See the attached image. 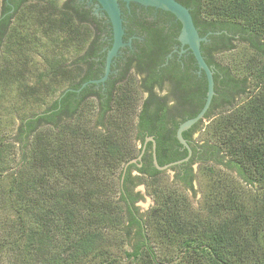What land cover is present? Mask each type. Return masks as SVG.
Masks as SVG:
<instances>
[{"label": "trees", "instance_id": "16d2710c", "mask_svg": "<svg viewBox=\"0 0 264 264\" xmlns=\"http://www.w3.org/2000/svg\"><path fill=\"white\" fill-rule=\"evenodd\" d=\"M26 1L2 0L0 48H7L8 53L21 52L20 39L34 45L28 37H13L19 28L11 29ZM180 3L189 9L201 37L212 33L201 52L216 69L215 96L204 116L209 120L204 129L207 138L198 144L189 141L202 121L184 132L191 158L170 169L184 190L193 191L196 173L191 165L207 167L204 215L191 212L189 202L169 185L156 187V177L162 172L153 165L152 153L141 170L154 187L155 205L146 216L132 207L137 198L126 193L127 175L122 178L124 166L139 153L135 143L147 133L155 135L159 166L187 156L176 139V129L204 105L205 78L196 90L182 76L165 83L167 96L176 99V105L194 100L195 109L176 113V119L169 111L168 97L155 94L153 83L143 79L139 83L134 73L117 80L105 104L89 90L93 86H86L80 94L70 91L92 78L84 77L90 56L86 45L94 38L92 27L76 15V0L60 4L58 0H32L22 24L36 26L50 37L54 50L37 83L25 85L22 98L33 96L39 102L35 95L42 83L45 94L40 100L53 96L56 86L50 83L54 79L68 87L44 111L23 118L10 142L0 133V186H6L0 187V255L7 264H264V0ZM235 42L243 43L245 49L241 78L214 57L234 50ZM70 53L76 57L66 64L65 56ZM6 57L0 60L3 85L23 79ZM157 80L155 84L163 89L164 81ZM144 92L149 94L146 99ZM238 97L242 98L239 104ZM83 113L87 122L81 123ZM15 146L17 151H13ZM148 147L151 150V143ZM160 150L169 156L160 158ZM13 152L18 153V162ZM208 162L224 167L222 179ZM116 192L119 198H114ZM119 234L123 239L117 241ZM110 235L115 240L109 241ZM126 239L134 240L130 251L122 249L123 257L110 254V248L120 249Z\"/></svg>", "mask_w": 264, "mask_h": 264}, {"label": "flooded vegetation", "instance_id": "af4514ba", "mask_svg": "<svg viewBox=\"0 0 264 264\" xmlns=\"http://www.w3.org/2000/svg\"><path fill=\"white\" fill-rule=\"evenodd\" d=\"M176 1L180 3L182 0ZM76 2L77 4L73 6L76 15L92 27L94 35V38L92 37V40L90 39L91 41L87 43L85 49L86 53L90 56L88 58L89 61L84 64V77H92L91 79L89 78V81L98 80L104 74L106 54L112 44V29L108 18L103 12L98 10L96 2L89 0H76ZM119 8L122 14L124 29L123 41L124 43L130 41V44L122 48L117 57L113 59L108 80L104 84L97 86L87 85L93 86L89 90L94 92L96 96H101L105 104L109 91L117 83V80L130 73L137 75L140 80L139 83H141L142 79L145 83H153V92L158 95L164 90L167 91L168 87L165 86L167 81L174 80L178 76L186 79L187 82L192 84V88L196 90L200 83L199 80H202L201 78H205V76L203 73L198 74L196 62L190 51H185L182 54L179 53L181 47L177 42V36L181 28L180 23L166 12L152 8H144L133 3L128 5L119 3ZM97 10L98 12H96ZM228 36L231 37V35ZM234 37L238 38V35ZM210 67L212 68L214 77L216 69L213 65H210ZM157 78H162L164 81L163 86L165 87L161 90L155 84L158 81ZM80 93L81 91L78 92V94ZM148 96V93H143L144 99L148 98ZM170 102L168 104L172 106L169 111L175 119L177 117L176 113L180 114L181 112L184 114L187 110L195 109L192 107L194 102L192 99H188L187 105H176V99H173L171 96ZM196 132L192 133L189 138V141L193 144L199 143L194 138L197 136ZM149 138H152L155 142V155L157 160L155 135L147 133L143 141H138L141 146L139 153L123 168L124 177L122 181H124L127 175L125 184L126 193L137 198L132 205L134 208H136L135 205L141 197V187L144 186L143 183H138L139 177H146L145 174H141V170L145 168L147 155L153 152V144ZM162 139L160 137V140ZM149 143H151V150L148 147ZM178 152H183V149L178 150ZM167 156H169V152L160 150V158ZM193 166L194 164L191 165L192 169ZM158 171L163 172L161 170ZM136 209L138 212V208Z\"/></svg>", "mask_w": 264, "mask_h": 264}, {"label": "rangeland", "instance_id": "374dc122", "mask_svg": "<svg viewBox=\"0 0 264 264\" xmlns=\"http://www.w3.org/2000/svg\"><path fill=\"white\" fill-rule=\"evenodd\" d=\"M64 2V0H58V4ZM32 4V0H27L26 3L22 6L21 10L19 13L16 15L14 20L11 23V29L12 28H19V31L17 32L15 37L16 39L23 38L25 40H28L29 42L33 41L34 45L32 43L28 45L22 39L18 40V42L21 43V52L18 50L7 52L8 49L4 48L3 46L0 48V60H2V56L8 57V59L11 60V66L13 70H20V72L23 75V79L19 80L16 79L13 82H8V84L3 85V82L0 84L2 88H0V119H1V124H0V133L3 134L4 136H7L10 140H12L13 135L15 134V130L17 126L19 125V122L23 118L30 117L32 114H37L41 113L44 111L48 105L54 100L65 88L68 87V84L66 82L63 84L61 82H58V79H54L52 83L54 86H56L55 89V94L53 96H48L44 101L40 100V95L42 96L45 94V91L43 90V87L45 85L42 83L41 89L38 91L37 95L39 98V102H34L33 101V96L32 97H27V101L24 100L25 98H22V93L25 91V85L28 87H32L37 83L38 80V75L40 72H44L47 68L46 66V60L47 57L48 59L51 58V52H53L54 44L52 43L51 38H46L43 36L40 31L37 29L36 26H31V24L23 23L21 21L22 19H26V13L27 8L29 5ZM2 5V0H0V8ZM20 36V38H19ZM31 37V39L29 38ZM2 44H4V41H2ZM5 44H8L7 41L5 40ZM234 50L228 51V52H222L219 54H216L215 60L221 64L222 66L229 67L231 73L235 75L236 77H243L244 73L242 72L243 68V53H244V45L243 43L235 42L234 43ZM6 50V51H5ZM76 53H70L65 56L64 61H66V64H69V61H72L76 55ZM6 57V58H7ZM19 57L21 59H19ZM7 59V60H8ZM16 61V62H15ZM135 79V77H132ZM49 80V79H48ZM46 80V81H48ZM48 83V82H47ZM160 96H167V91L164 90L163 92H160ZM168 102L169 104L171 103V96L168 94ZM143 98V96H142ZM242 102V98L238 97L236 99V103L239 104ZM84 116L82 119H80L81 123L87 122V116L85 113L83 115L81 114L80 117ZM79 122V121H78ZM91 123V120L89 121ZM209 120L204 119L202 120L201 124L199 125L198 131L196 132V135L194 138L197 142L203 141V139H206L207 136L204 132L205 127L208 125ZM93 124V123H91ZM140 144L138 142L135 143L134 148L135 150L140 149ZM18 147L15 146L13 151H17ZM13 159H15V162L19 161V155L16 152L12 153ZM207 166H212V168L220 173V178L222 179L224 176L223 174L225 173L224 167L214 164L213 162H208ZM207 167L202 166V164L194 163L193 169L194 172L196 173V178L193 182V191H186L183 189V187L180 185L178 181H175V172L172 169L164 170L161 174H159L156 178L158 181V184L156 187L158 189H163L166 188L168 185L170 188L177 193V195H180L182 198L184 197L186 201L189 202L190 207L189 210L191 212H201L203 214V208L205 206L204 203V196L206 193V187L208 184V175L209 172L206 171ZM122 167L118 168L116 171V177L119 176L121 173ZM134 173V172H133ZM140 181L143 182L144 186L141 187L142 193L141 197L139 198L138 202L136 203L135 207L138 208V214L139 215H144L149 212V210L154 207V197L151 195L153 192L152 186L150 187V182H148V179L144 177H139ZM0 187L6 188L4 184L2 183ZM114 198H119L118 192L114 193ZM204 215V214H203ZM147 234V233H146ZM149 237V236H148ZM110 239L115 240L113 238V235H110ZM116 238V237H115ZM117 241H120L123 239L121 234L118 235ZM149 239L151 240L150 244L155 247V250L159 252V247L157 246L156 242L152 240L150 237ZM123 244L121 243L120 249L117 248V246L110 248V254L113 256H119L123 257L121 250L125 251H130L131 250V245L134 244L133 239H126V241ZM170 258L173 257L171 255L172 251L170 250L168 252ZM114 259V258H113ZM169 259V258H168ZM0 264H7L6 259L4 258V255H0Z\"/></svg>", "mask_w": 264, "mask_h": 264}, {"label": "water", "instance_id": "95a60500", "mask_svg": "<svg viewBox=\"0 0 264 264\" xmlns=\"http://www.w3.org/2000/svg\"><path fill=\"white\" fill-rule=\"evenodd\" d=\"M89 1L96 2L98 6V10L103 12V14L108 18V21L112 29V44H111V48L107 51L106 54L105 69L103 76L98 80H91L82 84L78 90L70 89V91H76L77 93L80 92L87 85L97 86L99 84H104L108 80L110 67L113 59L117 57L119 51L122 48L130 44V41L127 43H124L123 41L124 29H123L122 14L119 8V3H125L126 5L133 3L144 8L161 10L163 12H167L172 16H174V18L180 23L181 28L177 36V41L181 47L179 53L182 54L185 51H190L196 62L198 74L201 73L204 74L207 82L205 102L201 110L198 112V114L195 117L180 123L178 128L176 129L175 136L178 143L188 152L187 156L184 159L164 166H159L155 155V142L152 138H149V140L153 144V148H152L153 164L158 170L161 171L168 170L173 166L187 162L192 154V151L188 142L183 138L182 134L188 131L192 126L197 124L199 121H202L204 119L205 114L207 113V111L211 106L212 99L215 96L213 71L212 68L206 63L201 52V45L208 42V36L211 35L212 33H208L207 35L201 37L198 33V29L194 25L189 9L184 7L176 0H89ZM98 10L96 12H98ZM217 34L219 33H215V35ZM184 47L185 49H183Z\"/></svg>", "mask_w": 264, "mask_h": 264}]
</instances>
